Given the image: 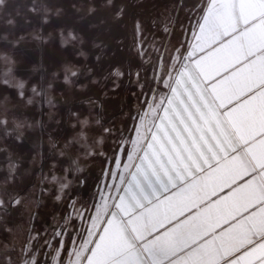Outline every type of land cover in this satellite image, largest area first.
<instances>
[{"label": "snow or ice", "instance_id": "snow-or-ice-1", "mask_svg": "<svg viewBox=\"0 0 264 264\" xmlns=\"http://www.w3.org/2000/svg\"><path fill=\"white\" fill-rule=\"evenodd\" d=\"M191 11L195 20L184 33L195 43L177 39L171 48H154L152 80L168 93L154 95L151 102L145 98L144 114L133 117L141 122L134 125L139 136L141 124L156 110L154 131L146 133L136 153L116 143L111 160L127 171L103 169L97 187L102 203L83 210L77 201L68 205L90 222L73 239L85 237L83 243L69 253L77 258L88 253L79 264H264V0H207ZM135 31L143 57L140 22ZM163 31L172 34L168 26ZM69 39L76 37L68 33L65 42ZM113 75L124 73L116 69ZM135 76L143 92L141 73ZM17 87L23 97V82ZM52 180L59 184V201L68 184ZM104 190L114 194L106 196ZM23 204L19 195L0 196V214ZM88 211L93 215H85ZM70 217H63L65 224L55 233L65 249L63 236L74 223ZM27 245L17 260L11 259L15 253L4 252L0 264H40L32 240Z\"/></svg>", "mask_w": 264, "mask_h": 264}, {"label": "rangeland", "instance_id": "rangeland-1", "mask_svg": "<svg viewBox=\"0 0 264 264\" xmlns=\"http://www.w3.org/2000/svg\"><path fill=\"white\" fill-rule=\"evenodd\" d=\"M162 1L112 0L109 4L108 0H6V6L0 7V121L6 122L0 123V196L9 199L19 195L24 199L22 206L0 214V256L4 252L15 253L11 259L17 260L23 256L22 249L29 240L35 245L33 255L40 264H60L61 257L63 264H78L86 252L82 251L79 258L69 255L85 238L73 243L77 231L90 222L82 221L68 205L77 201L76 207L83 210L102 203L97 187L104 179L103 169L126 171L123 165L117 168L111 160L115 145L121 143L136 152L139 144L132 141L140 143L156 110L141 124L139 136L134 125L141 122L133 117L138 112L144 114L141 101L147 98L151 102L154 95L159 98L165 89L162 83L152 80L157 58L154 48H171L177 39L183 40L184 25L191 14L189 0H178L177 4L176 0L161 4ZM137 22L143 29V48L147 53L143 57L138 55L141 45L135 31ZM165 26L171 35L164 36ZM68 33L76 39L65 42ZM127 46L130 120L125 129L119 130L117 122L121 116L102 121L100 112L104 108L87 97L94 94L96 83L99 87L105 85L108 91L122 85V77H114L113 72L126 69ZM73 71L75 76L71 75ZM137 71L141 73L143 92L136 83ZM19 82L24 84L23 97L17 87ZM102 94L99 96L108 103L110 114L116 100L110 92ZM146 107L143 105L144 110ZM104 128L112 129L111 134L104 133ZM101 138L103 142L96 143ZM118 154L126 160L123 152ZM85 165L88 175L81 181L82 175L79 176ZM10 166H14V171ZM53 176L68 184L66 195H61L59 201V184L52 180ZM104 191L106 196L114 194V190ZM70 213L74 223L70 222L63 236L67 242L65 249L55 233L64 226L63 217ZM85 215L90 217L93 212ZM27 246L31 249V245Z\"/></svg>", "mask_w": 264, "mask_h": 264}, {"label": "flooded vegetation", "instance_id": "flooded-vegetation-1", "mask_svg": "<svg viewBox=\"0 0 264 264\" xmlns=\"http://www.w3.org/2000/svg\"><path fill=\"white\" fill-rule=\"evenodd\" d=\"M126 59H125V67L126 69L123 71L124 75L122 76V85H117L116 87L112 88V90L110 89L108 91V89H105V85L102 86H98V84L96 83L93 87L94 94L90 97H87V99L91 98L93 100H95L97 103H100L102 105V107L104 108V112H100V119L104 122H109L113 117H119L121 116L120 120L117 122V128L120 129H125V126L129 123L130 117H129V108H130V51L129 48L127 46L126 49ZM157 59V58H156ZM155 59V60H156ZM112 78V76L110 77ZM114 78V77H113ZM120 80V79H118ZM97 82V81H95ZM118 83V82H117ZM116 88V89H115ZM101 93H106V92H110L112 93L114 96V100H116V105L118 104V101L120 102L118 106H113L110 107L112 109H115L114 111H112V113H108V111H110L108 103L106 102V100L99 96V94ZM102 94V95H103ZM105 115V116H104ZM43 116V113L41 112V118ZM43 127V126H42ZM42 133L44 135V129L42 128ZM92 167V165H91ZM88 169V166H83L82 167V171L81 174L79 176V180H83L84 181V177H87L86 175L87 172L86 170ZM92 172V170H91ZM92 185V181L89 182L88 184V188H90Z\"/></svg>", "mask_w": 264, "mask_h": 264}, {"label": "trees", "instance_id": "trees-1", "mask_svg": "<svg viewBox=\"0 0 264 264\" xmlns=\"http://www.w3.org/2000/svg\"><path fill=\"white\" fill-rule=\"evenodd\" d=\"M165 2H167V0H163L162 2H161V4H163V3H165ZM177 2H178V0H176V4H177ZM183 2V1H182ZM201 3V6H203V4H202V0L201 1H198V0H189V4L191 3V6L193 7V5L194 4H198V3ZM181 7H182V5H180V7H179V10H178V14H177V17H176V20H178V16H179V14H180V10H181ZM175 20V25H174V27L176 26V23H177V21ZM194 20H195V16H194V14H193V12L191 11V14L190 15H188V19H187V23H186V25H184L186 28L185 29H188V27H189V25L191 24V23H193L194 22ZM174 27H173V29H174ZM173 29H172V31H173ZM167 34H165L164 36H166ZM187 37H188V35H186L184 32H183V35H182V39L184 40V39H187Z\"/></svg>", "mask_w": 264, "mask_h": 264}, {"label": "crops", "instance_id": "crops-1", "mask_svg": "<svg viewBox=\"0 0 264 264\" xmlns=\"http://www.w3.org/2000/svg\"><path fill=\"white\" fill-rule=\"evenodd\" d=\"M206 3H207V0H202V4H203V5H205ZM187 39L190 40L192 44L195 43V41H192V38H191L190 35H188ZM199 51H200V50L197 49V52H199ZM155 83H157V82L155 81ZM165 93H168V89H167V88L164 89L162 96H163ZM145 110H147V107L145 108ZM155 115H156V113H155ZM161 115H163V112H162V111H161ZM157 122H158V121H157ZM152 123H153V121L151 122V124L149 125V127L146 128V130H145V134H144V137H143V139L140 141L139 146L137 147L136 152L139 150L140 145L144 144V141H145V138H146V133H147L150 129H151L152 131H154V129L151 128ZM136 152H135V153H136ZM126 171H127V169H126ZM126 171H125V172H126ZM94 238H95V237H93V239H94ZM89 247H91V245H90ZM85 255H88V253L85 252L84 255L81 257V259H83V257H84ZM78 264H79V263H78Z\"/></svg>", "mask_w": 264, "mask_h": 264}]
</instances>
